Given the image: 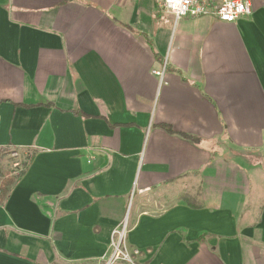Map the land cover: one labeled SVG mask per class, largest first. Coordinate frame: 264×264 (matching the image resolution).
Wrapping results in <instances>:
<instances>
[{
    "label": "crops",
    "instance_id": "obj_1",
    "mask_svg": "<svg viewBox=\"0 0 264 264\" xmlns=\"http://www.w3.org/2000/svg\"><path fill=\"white\" fill-rule=\"evenodd\" d=\"M248 1L228 23L0 0V148L33 155L0 204V264H105L124 222L139 264H264V0Z\"/></svg>",
    "mask_w": 264,
    "mask_h": 264
},
{
    "label": "built area",
    "instance_id": "obj_2",
    "mask_svg": "<svg viewBox=\"0 0 264 264\" xmlns=\"http://www.w3.org/2000/svg\"><path fill=\"white\" fill-rule=\"evenodd\" d=\"M159 5L169 11L174 20L181 18L211 17L219 21L232 23L252 13V4L248 0H159ZM161 75V72H155ZM125 222L122 229L114 232L111 254L105 264H139L125 246Z\"/></svg>",
    "mask_w": 264,
    "mask_h": 264
},
{
    "label": "trees",
    "instance_id": "obj_3",
    "mask_svg": "<svg viewBox=\"0 0 264 264\" xmlns=\"http://www.w3.org/2000/svg\"><path fill=\"white\" fill-rule=\"evenodd\" d=\"M46 105H49V104H46ZM73 113L75 115H80L82 117H86L87 116L86 114H84V113H82L80 111H73ZM165 128L169 132H172L171 128H169L167 126H165ZM182 135L184 137L194 141V142L198 141V138H195L193 136H189V135H185V134H182ZM32 158H33V155L30 154V152H27V155L25 156V159L21 163L20 170L15 175H12L10 173H5L2 176V178L0 179V204H2L5 201L8 193L10 192V190H11L12 186L15 184V182L25 173V171L27 170V168L29 166V163L32 160Z\"/></svg>",
    "mask_w": 264,
    "mask_h": 264
},
{
    "label": "rangeland",
    "instance_id": "obj_4",
    "mask_svg": "<svg viewBox=\"0 0 264 264\" xmlns=\"http://www.w3.org/2000/svg\"><path fill=\"white\" fill-rule=\"evenodd\" d=\"M27 152L13 147L0 148V179L5 173L15 175L20 170Z\"/></svg>",
    "mask_w": 264,
    "mask_h": 264
}]
</instances>
